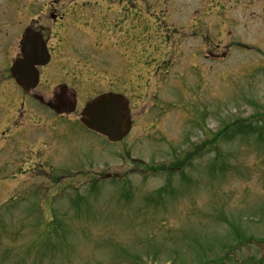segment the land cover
Instances as JSON below:
<instances>
[{
    "label": "rangeland",
    "instance_id": "rangeland-1",
    "mask_svg": "<svg viewBox=\"0 0 264 264\" xmlns=\"http://www.w3.org/2000/svg\"><path fill=\"white\" fill-rule=\"evenodd\" d=\"M84 4L58 36L80 77L72 141L54 155L68 177L37 213L39 184L0 141V264H264V0H134L122 21ZM20 9L0 0L10 43ZM107 90L131 101L118 143L79 124ZM178 156L183 173H166Z\"/></svg>",
    "mask_w": 264,
    "mask_h": 264
},
{
    "label": "flooded vegetation",
    "instance_id": "flooded-vegetation-1",
    "mask_svg": "<svg viewBox=\"0 0 264 264\" xmlns=\"http://www.w3.org/2000/svg\"><path fill=\"white\" fill-rule=\"evenodd\" d=\"M79 2L85 3V7L90 9L98 8L99 11L93 12L95 16L107 18L109 15L116 14L114 19L118 21L121 18L127 19L135 10L134 0H95L93 4L90 0H45L40 7L37 0H16L18 10L21 6L23 10L15 13V17L17 18L20 14L28 18L24 29L17 36V43L9 42L10 31L5 29L12 23L10 12L0 14V140L4 142L3 148L8 150V157L17 158L16 164L21 175L28 173L25 170L26 163H33L29 167L33 172L29 174L39 184L37 188H33L34 192H32L39 195L34 208L37 213L42 209L55 208L58 186L62 179L68 177V170H64L63 176L53 174L57 169V163L65 159L57 160L54 155L60 147L59 144H68L72 141L74 128L72 123L66 120H69L68 117L74 113L71 110V104H73L75 93L69 88H73L70 85L71 82L74 79L79 81L80 77L74 76L71 59L68 58V54H65L67 51L64 47L67 43L59 41L58 36L61 29L66 26L64 22L68 25V29H65L66 33L70 30V19L77 17L78 24L83 23L84 14L74 10ZM114 5H119L120 10H112ZM102 8L104 10H101ZM87 14L91 12L88 11ZM42 18L50 19L52 24H43ZM53 28H55L54 33ZM27 29L34 34H42L50 54L48 63L37 65L39 82L31 90L20 88L15 83L11 72L15 63L19 61L28 63L29 56L34 57L36 62L43 61L42 57L38 59L35 57L39 53L24 54L23 46ZM52 38L55 43L52 42ZM52 82L55 86L51 89ZM74 89L78 99L80 88ZM81 91L85 93V87ZM61 120L65 122V125L59 124ZM33 145L37 147H31ZM15 149V154L18 155L13 153ZM27 151L34 152L33 157L31 154H26ZM61 153L65 155V150ZM178 160L180 156L174 166L165 165L163 168L169 169L170 173L175 171V167L177 171H180L182 162L178 163Z\"/></svg>",
    "mask_w": 264,
    "mask_h": 264
},
{
    "label": "water",
    "instance_id": "water-1",
    "mask_svg": "<svg viewBox=\"0 0 264 264\" xmlns=\"http://www.w3.org/2000/svg\"><path fill=\"white\" fill-rule=\"evenodd\" d=\"M23 51L25 55L39 53L35 57L43 58V61L36 62L34 57L29 56L28 63L19 61L11 69L16 83L23 89L30 90L37 85L39 80L34 64L46 63L49 54L43 36L39 33L34 34L28 29ZM71 110H75L74 102L71 105ZM80 121L87 129L106 137L112 143L122 141L132 128L129 101L118 93L101 94L86 104L81 112Z\"/></svg>",
    "mask_w": 264,
    "mask_h": 264
},
{
    "label": "trees",
    "instance_id": "trees-1",
    "mask_svg": "<svg viewBox=\"0 0 264 264\" xmlns=\"http://www.w3.org/2000/svg\"><path fill=\"white\" fill-rule=\"evenodd\" d=\"M227 130H228V128H224L223 130H221V131L216 135V137H215L214 140L217 141V139H218L220 136H223V135L226 133ZM253 131H254V128H253L251 131L248 130V132H246V133H251V132H253ZM259 138H260V139H264L262 135H260Z\"/></svg>",
    "mask_w": 264,
    "mask_h": 264
}]
</instances>
